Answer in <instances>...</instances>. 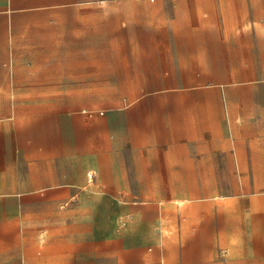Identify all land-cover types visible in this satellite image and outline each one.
<instances>
[{
    "label": "crops",
    "instance_id": "1",
    "mask_svg": "<svg viewBox=\"0 0 264 264\" xmlns=\"http://www.w3.org/2000/svg\"><path fill=\"white\" fill-rule=\"evenodd\" d=\"M33 1L42 0H0V65L11 67L17 84L0 89V241L27 240L28 227L42 225L51 211L52 241L90 243L78 259L82 264H264V119L233 124L251 130L245 137H236L228 122L211 131L196 176L245 180L218 197L215 189L205 196L197 187V200L181 213L178 238L163 248L134 244L140 215L155 218L148 204L128 196L133 191L125 182L107 188L116 194L119 233L98 240L99 255L92 253L91 235L73 234L74 224L64 228L92 209L76 197L91 192L93 155L104 153L109 141L108 113L119 120L118 143L137 144L136 93L109 89V81L133 82L131 74L145 73L141 65H156L148 62L156 57L148 51L166 53L172 43L135 12L28 8ZM240 104L264 118V101ZM119 161L125 179L123 155ZM77 177L86 179L84 185L73 181ZM13 259L22 264L11 251L2 262Z\"/></svg>",
    "mask_w": 264,
    "mask_h": 264
},
{
    "label": "rangeland",
    "instance_id": "2",
    "mask_svg": "<svg viewBox=\"0 0 264 264\" xmlns=\"http://www.w3.org/2000/svg\"><path fill=\"white\" fill-rule=\"evenodd\" d=\"M27 5L31 9L107 8L122 9L130 15L135 12L136 17L148 21L160 37L165 35L172 43L166 53L148 51L156 55L148 62L156 65H141L139 70L145 73L131 74L133 82L115 78L108 83L109 89L136 93L133 117L139 129L136 146L119 144V120L114 113H108L109 141L102 145L104 153L93 155L97 174L89 173L92 188L87 187V191L91 192L76 197V201L87 202L92 209L86 211L85 218L75 217L64 227L74 224L75 228H70L73 234L91 235L92 253L100 254L98 240L102 237L119 233V206L113 199L116 194L109 188L125 182L133 191L128 196L149 205L155 219L147 221L140 215L133 226L137 234L134 244L155 251L169 239L178 238L181 213L197 200V187L200 195L215 189L218 197V192L232 193L242 186L245 179L199 178L197 165L201 164L203 143L212 130L218 132L221 123H231L235 136L245 137L251 130L233 124L264 119H260L259 111L240 104L264 101V0H42ZM142 40L145 43L150 39ZM12 74L11 67L0 65V89L17 85ZM2 100L0 116L4 115ZM122 155L128 173L125 179L119 165ZM60 166L66 167L64 163ZM85 180L73 179L82 185ZM247 180L255 187L254 179ZM50 217L51 211H45L47 219L42 225L28 227L27 240L0 241V264L9 251L13 257L21 255L22 264H82L78 259L90 243L52 241ZM67 244L73 248H58Z\"/></svg>",
    "mask_w": 264,
    "mask_h": 264
}]
</instances>
